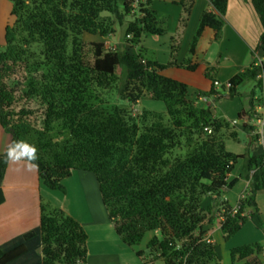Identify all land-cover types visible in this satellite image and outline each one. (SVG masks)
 <instances>
[{
    "label": "trees",
    "instance_id": "trees-1",
    "mask_svg": "<svg viewBox=\"0 0 264 264\" xmlns=\"http://www.w3.org/2000/svg\"><path fill=\"white\" fill-rule=\"evenodd\" d=\"M10 1L14 19L5 26V48L0 50V127L10 136L9 144L26 140L37 147V177L50 189L65 192L63 181L73 170L92 172L123 243L138 244L146 233L156 231L146 244L151 261L222 264L216 243L205 240L203 225L215 215L210 207H202V198L212 194L218 214L227 209L220 231L225 240L233 236L251 215H258L255 197L264 190V154L227 149V139L237 140L232 121L213 115L210 105H200L199 96L189 98L185 82L161 71L172 65L196 69V42L205 27L214 30V40L219 38L227 0H209L213 10L201 14L188 56L180 63L179 37L194 0L177 1L180 13L167 63L145 58L138 49L108 48L104 40L91 42L88 49L81 38L83 33L105 37L131 15L125 33L130 47L142 50V34L166 31L151 0ZM249 1L261 25L252 53L259 51L263 62L257 64L254 55L249 66L229 78L227 94L209 91L216 99L233 97L245 79L261 85L264 0ZM21 71L22 80L10 85ZM33 72H39L38 77ZM214 72L211 66L204 72L212 87ZM98 88H114L121 100L131 103L159 100L165 109L143 108L134 114L100 98ZM32 102L38 108L31 107ZM7 146L0 152V204L5 201L1 185L9 162ZM239 160L236 176L228 180ZM241 177L249 184L232 213L223 195ZM39 210L37 226L0 245V264L84 263L87 233L80 222L42 198ZM263 252L264 243L258 241L237 245L228 251L229 262L263 264Z\"/></svg>",
    "mask_w": 264,
    "mask_h": 264
},
{
    "label": "crops",
    "instance_id": "crops-1",
    "mask_svg": "<svg viewBox=\"0 0 264 264\" xmlns=\"http://www.w3.org/2000/svg\"><path fill=\"white\" fill-rule=\"evenodd\" d=\"M177 1L151 0L150 6L157 12V16L163 22L166 31L162 35L142 34L138 43V46L143 51L147 54L150 53L148 55L150 59L160 63H167L169 61L171 38L175 35L180 13V6L177 4ZM205 10H213L209 0L193 1L189 18L179 37L177 63H180L181 60L188 56L191 38L196 30L199 18ZM224 20L223 28L217 40H214L215 32L212 28L205 27L202 30L192 54V62L197 64L194 71H189L176 65L168 66L161 71L166 76L185 82L188 85L189 98H194L195 96L206 98L205 100L200 99V105L211 106L214 100H208L207 98L209 96L215 97L209 91L211 89L218 90L216 86L212 87L211 84H206L203 81V79L208 80L203 73L204 69L207 70L210 66L214 67V80L217 79L220 82H224L229 80L230 77L243 67L249 66L254 61L255 56H259V51L255 52L254 56L252 50L258 43L261 25L250 1L227 0ZM136 48L137 46H131L130 50L136 52L134 50ZM194 73H197L202 78L201 81L196 80ZM246 95L243 97V104H240V107L236 110V118L231 120V124L237 130V140H234V142L236 141V145L232 149L228 147L229 141H226L225 145L227 149L235 153H243L247 150L249 155L264 154V144L258 140L255 133V122L252 119V115L249 117L247 113H251L254 98L258 94L250 91ZM250 95H253L251 99ZM238 113H241L240 118H237ZM221 117L225 118L223 114ZM234 120H236L235 123H233ZM2 135L4 137H0V144H2L0 152L3 151L10 141V136H5V133ZM5 139L7 141L4 143L3 140ZM240 162L241 160L237 162L235 168L229 173L228 180L236 176ZM12 163L11 161L8 162L1 185L5 201L0 204V245L14 236L28 232L38 225L40 216L39 203L42 198L72 215L83 226L87 233V255L85 262L82 264H164L158 259L151 261V256L146 247L142 250V256L136 255L134 257V249L123 243L116 234L113 224L108 218L106 209L101 208L100 212L95 213V210L83 201L82 197L85 198V195H83L81 186L78 185L83 181V177L87 180L86 175L80 176L79 174V177L75 180L78 184L75 190L71 191L68 187V184L74 179L71 176H73V173H80L73 170L64 182L65 192H61L43 185L37 177V172L32 171L35 179L34 185H32L33 187L31 186L30 196L26 197L24 194L26 184L22 178L19 176H14L11 179L8 178L9 168ZM19 164L26 165V162H20ZM248 184L249 180L241 177L232 188L226 191L224 195L230 206L238 204ZM73 192L75 197L73 196ZM72 199L75 201L72 202ZM255 199L258 214L263 220L261 223H264V190L259 191ZM203 229L206 230V234L216 243L214 236L220 231L219 218L215 215L211 222L203 225ZM155 233L156 231L151 232L150 236ZM258 237L262 240V235ZM261 240L258 242L264 243V239ZM235 245L236 243L233 246ZM219 256L222 264H230L229 256L226 259H223L221 255ZM262 262L264 264V252Z\"/></svg>",
    "mask_w": 264,
    "mask_h": 264
},
{
    "label": "rangeland",
    "instance_id": "rangeland-1",
    "mask_svg": "<svg viewBox=\"0 0 264 264\" xmlns=\"http://www.w3.org/2000/svg\"><path fill=\"white\" fill-rule=\"evenodd\" d=\"M11 9H12V2L10 0H0V50H3L5 48V40H4V34H5V26L8 23H12L13 21V16L11 15ZM132 16H126L125 20L126 22L131 18ZM124 22L122 25L115 24V31L109 33L105 37H100L98 34H88V33H83L81 38L85 44V47L90 49V44L91 42L94 41H99V40H104L108 48H117L121 50H128L130 49V42L128 41V37L126 36L125 33V24ZM137 49L140 51L141 55L145 58H150L148 55L150 53H146L145 51L140 50L139 48L134 49L137 51ZM260 56V53H258ZM205 70V69H204ZM203 70V73H204ZM118 73L120 72V68L118 67L116 70ZM194 71V70H193ZM163 73V72H162ZM35 77H38L39 72H33L32 74ZM196 76L197 81H201V77L197 74L194 73ZM24 76V73L19 72L17 76L12 77V79L9 80V84L13 85L17 80L21 81L22 77ZM208 80L203 79V81L206 82V84H212V80L209 77H206ZM210 82V83H209ZM221 94H227L228 89L224 88L223 86H216ZM253 91L254 94H259V88L255 84L254 80L251 79H245L242 83L238 84L236 86V92L235 95L231 98H212L209 96L207 98L208 100L213 99L214 102L211 104V111L213 115L217 117H221L223 114V117H225L226 120L231 121L233 118H236V110L238 107H240V104H243V97L244 95L248 94V92ZM97 95L102 98L103 100H107L110 103L118 104L121 107L128 108L131 110L134 114H139L143 108H150L152 110L156 111H164V103L159 100H152L149 98H143L139 100L136 103H131L129 101H124L121 100L115 89H97ZM247 96V95H246ZM109 103V104H110ZM204 106V105H201ZM31 107L33 108H38L37 103L32 102ZM38 114H40L38 112ZM40 117V116H39ZM39 117L37 118L39 120ZM6 134L5 136H9L6 132L3 131V129L0 127V137H4L2 134ZM6 137V138H7ZM242 137H244L242 135ZM4 143L7 141L6 139L3 140ZM227 142L229 141V149H232L235 144L234 140L232 139H227ZM5 145V144H4ZM0 147H2V144H0ZM17 165V166H16ZM78 171V170H75ZM80 173H73L72 182L68 184V187L71 189V191H74L76 188V185L78 183L75 182L76 178L83 175H86V178L83 177V181L78 185L81 186L83 189V195H85V198L82 197L83 201L90 205L94 212L97 213L98 211H101V208H105L99 191H98V184L96 181V178L92 172L88 171H79ZM14 176H19L22 178V180L25 182V188H24V194L26 197L30 196L31 193V186L34 185V174L32 171L28 170L25 164H13L9 168V173H8V178L11 179ZM70 177V178H71ZM71 178V179H72ZM66 179H64L63 184ZM74 182V184H73ZM84 182V183H83ZM65 186V185H64ZM33 187V186H32ZM57 191V190H55ZM59 192V191H58ZM78 193L80 194V191L78 190ZM82 193V192H81ZM78 194V195H79ZM74 196V192H73ZM80 196V195H79ZM75 197V196H74ZM47 201V200H46ZM75 201L72 199V202ZM217 202L215 199H213L212 194H207L202 198L201 205L203 208L210 207L211 210L214 212V215H216L219 218V215L217 211L218 207L216 206ZM103 205V206H102ZM100 209V210H99ZM211 211V212H212ZM211 214V213H210ZM260 219H259V218ZM262 218L256 214L251 215V217L248 218V220L243 224V226L237 231L233 236H231L228 239H224L222 233L219 231L218 233L215 234V240H216V245H217V251L218 254L221 255L223 259L228 258V251L230 247H234V243H236L235 246L237 245H242L245 243H251V242H256L260 241L261 238L258 236L262 235V240L264 239V223H261ZM151 232L146 233L142 240L135 245L129 246L134 249L133 251V256H136V251L137 250H144L147 244L148 239L151 237ZM261 240V241H262Z\"/></svg>",
    "mask_w": 264,
    "mask_h": 264
},
{
    "label": "built area",
    "instance_id": "built-area-1",
    "mask_svg": "<svg viewBox=\"0 0 264 264\" xmlns=\"http://www.w3.org/2000/svg\"><path fill=\"white\" fill-rule=\"evenodd\" d=\"M256 63L257 64H262L263 58L260 56H256ZM258 78L261 80V85L259 87V94L255 96L254 98V103L251 108V115L252 119L255 122L256 125V130L255 133L257 134L258 140L264 144V69L258 74ZM213 85L214 86H223L224 88L228 89L231 86V83L229 80H226L224 82H220L219 80L215 79L213 80ZM201 100H205L206 98L204 97H199ZM236 120L233 121L235 123ZM209 132L210 129H207ZM223 199L226 200L225 195H223ZM238 208V204L236 206L231 207V212L234 213ZM227 209L222 208L221 212L219 213V226L221 222L225 219V215H223V212H226ZM205 240L207 242H214L213 239L209 236H205Z\"/></svg>",
    "mask_w": 264,
    "mask_h": 264
},
{
    "label": "clouds",
    "instance_id": "clouds-1",
    "mask_svg": "<svg viewBox=\"0 0 264 264\" xmlns=\"http://www.w3.org/2000/svg\"><path fill=\"white\" fill-rule=\"evenodd\" d=\"M6 158L16 164L26 162V167L30 171H37L39 168L36 163L39 159L37 147L26 140H16L10 143L6 149Z\"/></svg>",
    "mask_w": 264,
    "mask_h": 264
}]
</instances>
